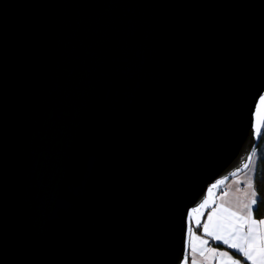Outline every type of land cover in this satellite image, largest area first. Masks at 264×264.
Segmentation results:
<instances>
[{
    "label": "water",
    "instance_id": "obj_1",
    "mask_svg": "<svg viewBox=\"0 0 264 264\" xmlns=\"http://www.w3.org/2000/svg\"><path fill=\"white\" fill-rule=\"evenodd\" d=\"M261 98L264 0H0V264H181Z\"/></svg>",
    "mask_w": 264,
    "mask_h": 264
},
{
    "label": "snow or ice",
    "instance_id": "obj_2",
    "mask_svg": "<svg viewBox=\"0 0 264 264\" xmlns=\"http://www.w3.org/2000/svg\"><path fill=\"white\" fill-rule=\"evenodd\" d=\"M260 103L264 104V98L260 99ZM260 135L261 132L257 129V136ZM252 147L255 148L256 145ZM256 155V152L252 151L245 158L247 162L244 163L243 169H249L250 166L254 168ZM223 183V180L213 183L208 189L209 196L213 195V188L218 189ZM236 191L241 192L244 197L239 200L238 206L227 202L210 203L209 199H203L202 203L197 202L198 206L193 205L186 211L184 232L192 241L199 240L203 248L198 250L193 242L190 248L182 252L181 264H189V259L191 264H198L197 254L205 256L209 264H264V235L260 233L264 219L254 217L259 201L253 177L246 174V181L237 180ZM220 195L222 198L227 193ZM196 214L200 215V219H196ZM221 244L223 249L220 248ZM228 249L232 251L229 252ZM240 257H243V260Z\"/></svg>",
    "mask_w": 264,
    "mask_h": 264
},
{
    "label": "crops",
    "instance_id": "obj_3",
    "mask_svg": "<svg viewBox=\"0 0 264 264\" xmlns=\"http://www.w3.org/2000/svg\"><path fill=\"white\" fill-rule=\"evenodd\" d=\"M246 174L251 175L253 177V184H254L255 166H254V168L252 166H250L249 169H246L243 173H241L240 175L230 179L227 182V184L223 187V191L221 192V193H227V195L223 196L221 198V195H220L221 193H220L217 197L216 203L227 202L230 205L238 206L239 200L244 198V197H243V194L241 192L236 191L237 180H245L246 181ZM262 219H264V218H262ZM260 233L262 235H264V226H261ZM193 242L195 243L198 250H201L203 248V246L200 244L199 240L191 241V239H190V243H189V248ZM220 248L223 249L224 246L221 244ZM228 251L231 252L232 250L228 249ZM206 256H207V253H206ZM196 259H197L198 264H209V260L206 259L205 256H200L199 254H197ZM240 259L243 260V257H240ZM189 264H191V259H189ZM245 264H248V262H245Z\"/></svg>",
    "mask_w": 264,
    "mask_h": 264
},
{
    "label": "trees",
    "instance_id": "obj_4",
    "mask_svg": "<svg viewBox=\"0 0 264 264\" xmlns=\"http://www.w3.org/2000/svg\"><path fill=\"white\" fill-rule=\"evenodd\" d=\"M254 185L258 192V204L254 211V217L264 218V132L256 149Z\"/></svg>",
    "mask_w": 264,
    "mask_h": 264
},
{
    "label": "rangeland",
    "instance_id": "obj_5",
    "mask_svg": "<svg viewBox=\"0 0 264 264\" xmlns=\"http://www.w3.org/2000/svg\"><path fill=\"white\" fill-rule=\"evenodd\" d=\"M257 149V148H256ZM256 158V157H255ZM227 184V183H226ZM192 241V240H191Z\"/></svg>",
    "mask_w": 264,
    "mask_h": 264
}]
</instances>
